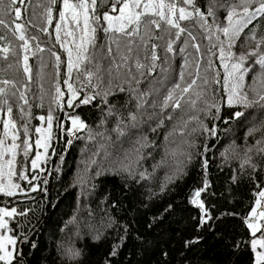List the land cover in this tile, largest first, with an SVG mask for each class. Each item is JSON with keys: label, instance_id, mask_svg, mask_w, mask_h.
Returning a JSON list of instances; mask_svg holds the SVG:
<instances>
[{"label": "snow or ice", "instance_id": "obj_1", "mask_svg": "<svg viewBox=\"0 0 264 264\" xmlns=\"http://www.w3.org/2000/svg\"><path fill=\"white\" fill-rule=\"evenodd\" d=\"M0 31V74L12 76L0 75V114L6 116L0 119V196L11 198L5 203L21 196L35 200L31 193L38 192L55 210L48 180L35 182L45 171L41 165L49 159L54 126L66 146L78 139L89 142L72 185L80 189L77 208L61 229L67 230L58 246L63 261L79 264L83 253L75 239L84 230L93 240L108 242L103 264H118L133 236L134 221L110 212L118 201L105 195L99 213L92 207L95 180L119 175L127 189L130 183L155 180L162 171L159 190L165 193L188 176L195 156L198 180L184 198L195 235L183 247L200 243L218 223L238 218L248 239L232 247L247 244L252 264H264V0H0ZM238 46L247 51L237 52ZM49 75L51 87L45 89ZM45 102L48 113L36 117L41 126L35 128V147L43 152L29 168L17 157L29 156L32 108ZM82 108L99 111L95 129L77 111ZM65 109H71L67 124L55 114ZM241 128L242 145L235 139L222 144ZM201 138L205 143L198 142ZM217 151L218 170L229 169L219 185L212 177ZM239 152L238 166L230 167ZM149 159L152 171L142 167ZM242 180L254 185L244 215L227 207ZM155 195L149 190L147 199ZM32 211L0 206V264H24V246L37 247ZM172 212L169 203L164 213ZM160 255L161 264H169V252Z\"/></svg>", "mask_w": 264, "mask_h": 264}, {"label": "trees", "instance_id": "obj_2", "mask_svg": "<svg viewBox=\"0 0 264 264\" xmlns=\"http://www.w3.org/2000/svg\"><path fill=\"white\" fill-rule=\"evenodd\" d=\"M0 34H4L3 31H0ZM9 39H12L10 35ZM236 50L237 52L247 51V48L238 46ZM30 63L33 65V72L35 73L38 67L37 61L33 59ZM2 64L3 62L0 61V65ZM220 70L223 72L222 68ZM64 71L62 65L60 69L62 89H65L62 83ZM47 72L49 74L52 72L51 65H49ZM0 75H3L4 78H12L11 73ZM51 80L52 77L49 75L44 82L45 89L51 87ZM77 111L93 129L97 127L101 118L97 109L82 108ZM66 112H71V109L55 113L65 124L68 123L65 119ZM47 113V102L42 108H32L31 140L35 128L39 124L36 117L47 115ZM13 118L18 119V113L15 109ZM111 126L109 124V127ZM53 131L55 136L52 146L49 148V159L44 166L45 171L39 174L41 179L35 182L42 184L45 178L48 180L47 187L52 202L57 204V208L53 210L48 207L38 192L31 193V196L36 198L35 200L25 199L21 196L17 197L12 203H5L11 198L0 196V206L33 209L32 212H29V217L32 218V223L36 227L32 239L37 247L32 249L29 246H24V251L27 253L24 257V264H67L61 259L58 252V246L67 238V230L62 232L61 229L64 228V224L77 208L80 189L79 187H72V185L80 171L81 161L84 159L82 150L89 142L86 139L73 140V144L69 147L65 144L66 138L63 132L56 129L55 126ZM243 133V128L237 130L235 135H229L222 141V144L226 146L232 139H235L236 145H242L244 143ZM78 135L84 137L86 134L81 132ZM21 137L23 139V134H21ZM192 139L195 141L197 138L193 136ZM198 142L205 143L202 138ZM125 146L127 147V145ZM53 149H55V155H53ZM193 152L195 153V149ZM61 155L64 158L63 163L60 160ZM242 156L243 153L239 152L238 157L231 159L229 162L230 167H237ZM20 159H18V162H20ZM25 163L28 166V162L25 161ZM153 163L154 161L150 159L145 160L142 162V167L152 171L151 165ZM221 163L222 160L217 151L212 165V177L218 185L226 179L229 171L228 168H225L224 173H221L218 170V165ZM198 173L199 167L194 156V163L189 167L188 176L174 185L173 191L165 193H160L159 190V184L164 180L162 171L157 173L155 180L142 182L141 184L130 183L127 189L124 188V182L119 175H103L94 181L97 188L91 200L92 207L99 213V201L107 195L109 201L119 202L117 208L110 209L112 215L134 221L133 236L119 257L118 264H129V261H131V264H161L163 259L160 255L161 251L169 252V264H252V253L247 244H241L239 248L232 247L234 241H246L248 239V233L238 218H228L218 223L214 231L203 233L204 239L200 243L188 249L183 247V241L195 235L191 221L192 213L185 208L184 198L189 189L197 182ZM21 183L26 185V182ZM149 190L157 193L151 200L147 199ZM253 192L254 185L247 180H242L234 188V195L227 207L234 208L241 215L246 214L254 199ZM169 203L173 204L171 214L164 213V209ZM145 204H147V207L144 206ZM161 214H163L162 219L149 228L147 225L152 221V218L160 217ZM20 219L23 220L24 218ZM137 234L140 239L136 238ZM75 243L83 253L79 264H103V259L109 250L107 241H95L84 230L81 236L75 239Z\"/></svg>", "mask_w": 264, "mask_h": 264}, {"label": "rangeland", "instance_id": "obj_3", "mask_svg": "<svg viewBox=\"0 0 264 264\" xmlns=\"http://www.w3.org/2000/svg\"><path fill=\"white\" fill-rule=\"evenodd\" d=\"M0 119H6V116L4 114H0ZM41 126V122L39 121V124L37 127H40ZM0 134H2V125H0ZM22 138V137H21ZM37 139V134L34 132L33 133V139L31 140V143L33 144V148L32 150L30 151L29 153V156L28 158L25 160L24 156H23V153L21 152V154L17 157V161L19 158L20 159V162H23L25 163V161L28 162V167L30 168V165H31V160L35 157L36 153L39 151V152H43V149H37L35 147V140ZM49 153V151H48ZM26 164V163H25ZM46 162H42V167L44 168ZM27 165V164H26ZM42 172H39V174H41ZM31 174V173H30ZM27 183V182H26Z\"/></svg>", "mask_w": 264, "mask_h": 264}]
</instances>
